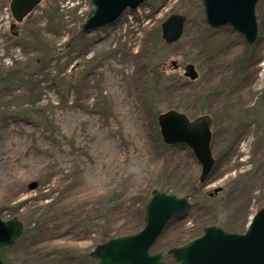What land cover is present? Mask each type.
Instances as JSON below:
<instances>
[{
	"label": "rangeland",
	"instance_id": "rangeland-1",
	"mask_svg": "<svg viewBox=\"0 0 264 264\" xmlns=\"http://www.w3.org/2000/svg\"><path fill=\"white\" fill-rule=\"evenodd\" d=\"M10 3L0 0V209L24 230L0 250L5 264H99L89 252L105 225L135 218L124 200L154 188L195 191L201 165L192 150L161 144L157 116L170 109L212 116L215 163L153 251L180 246L206 225L246 230L264 203V0L253 46L229 26L210 27L202 0H146L91 33L81 27L92 0H44L18 36ZM173 13L188 22L166 44L160 25ZM115 192L107 219H98Z\"/></svg>",
	"mask_w": 264,
	"mask_h": 264
},
{
	"label": "water",
	"instance_id": "water-1",
	"mask_svg": "<svg viewBox=\"0 0 264 264\" xmlns=\"http://www.w3.org/2000/svg\"><path fill=\"white\" fill-rule=\"evenodd\" d=\"M43 0H12L11 11L20 23ZM146 0H92L95 9L82 26L90 33L111 25L125 9H136ZM207 23L213 27L231 26L244 36L247 45L258 37L256 6L259 0H202ZM186 16L171 14L161 24L162 38L166 43L178 41L186 23ZM188 75L198 77L194 65H189ZM160 132L166 143H184L192 148L201 164L200 179L204 182L213 165L212 125L209 115L190 119L176 110L163 113L158 118ZM35 189L37 183L29 185ZM221 188L216 189V191ZM191 207L188 197L175 192L154 189L146 204L145 226L137 233L112 238L90 252L99 264H166V252H152L159 238L171 221ZM23 223L18 217L2 218L0 210V246L12 244L22 233ZM168 253L179 264H264V205L253 217L244 233L229 232L219 225L207 226L204 233L182 246L171 248ZM0 264H3L0 260Z\"/></svg>",
	"mask_w": 264,
	"mask_h": 264
},
{
	"label": "trees",
	"instance_id": "trees-1",
	"mask_svg": "<svg viewBox=\"0 0 264 264\" xmlns=\"http://www.w3.org/2000/svg\"><path fill=\"white\" fill-rule=\"evenodd\" d=\"M19 78V75H16V79ZM15 80V78H14ZM6 83V77L4 76V80L0 78V86H2L3 84ZM185 97V96H184ZM188 98L185 97L184 100H187ZM186 105V104H183ZM179 108V107H177ZM161 144L162 147L169 149L174 147L175 145H167L165 143H163V141L161 140ZM203 184L200 183V181H196V186H195V191L188 193L187 195L193 197V195H195L196 191L202 186ZM151 192L152 191H138L135 194V197L133 196L134 200H131V203H133L131 205L130 204H126V200L123 201V208L125 211L127 212H132L135 216V218L130 222V224H128L127 226H124L120 229H115L113 228L112 224H106L105 229L100 232V241L104 242L107 241L110 238H114V237H118V236H122V235H126V234H131V233H135L139 230H141L143 228V226L145 225V207H146V203L148 202L149 198L151 197ZM116 196H118V194L115 192L113 195H109L106 197V199L104 200L103 205H101L100 209V214L99 216H97V218H101L104 217V219H107L108 217V213H109V204L111 203L110 201L112 199H114ZM110 202V203H109ZM101 216V217H100ZM91 218L90 216L87 217ZM83 221V220H82ZM95 221V220H93ZM105 223H107L105 221ZM95 225L94 224H90V226L87 228L86 232L90 233L91 231H93ZM8 246H4L2 247L0 250H3L5 248H7ZM90 256V255H89ZM0 259H3L2 253L0 251ZM167 264H176V262L170 257H167Z\"/></svg>",
	"mask_w": 264,
	"mask_h": 264
}]
</instances>
